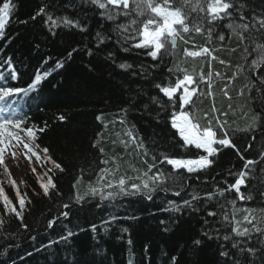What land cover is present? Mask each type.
<instances>
[{"label":"trees","instance_id":"obj_1","mask_svg":"<svg viewBox=\"0 0 264 264\" xmlns=\"http://www.w3.org/2000/svg\"><path fill=\"white\" fill-rule=\"evenodd\" d=\"M4 2L12 3L13 7L3 21L4 28L0 29V72L6 86L29 90L3 101L16 118L25 121V127L45 129L37 133L36 143L40 147H32L34 151L47 147L51 160L59 163L63 171L55 169L51 162L44 167L34 162L21 182L16 183L25 198L23 221L13 213L5 214L0 201V264H166L168 255L178 256L179 264H226L220 255L222 250L232 252L240 264H264V236L250 235L249 242L257 252L247 259L231 248L232 241L222 239L229 231L222 218L225 210L229 213L235 210L237 219H241L245 209L255 210L257 217L264 209V92L257 90L261 87L259 80L264 77V65L260 68L261 63H257L252 67L251 61L257 57L245 51L251 41H239L224 26L227 20L214 28L211 42L206 35L184 34L205 43L217 57L208 67L210 84L198 80L199 90L186 111L205 126V113L209 114L214 128L217 115L221 122L227 121L225 128L235 149L222 148L213 158L212 166L204 171L188 174L180 170L176 176L178 183L169 181L168 191L158 190L151 200L140 195L120 196L114 201L88 196L77 203L76 196L88 192L90 184L100 187L97 175L101 168L116 171L118 168L124 172L110 175L113 182L124 177L128 184L140 183L147 179L143 175L147 170L143 161L147 159L151 163L153 155L196 158L202 154V150L194 147H182L170 125L172 109L155 87L157 83L167 86L170 79L174 81L182 76L177 68H187L190 72V66L178 63L177 51L170 46L162 59L153 60L147 49L132 47L133 41L125 44L115 31V24L103 19L100 10L87 0ZM237 3L249 20L264 17V0H237ZM40 8L45 9V14L33 20ZM47 15L79 21L85 30L63 25L50 30ZM98 32L104 36L102 44L96 36ZM215 33L224 34L226 39L217 40ZM257 40L264 43V36ZM73 49L76 51L68 57L67 53ZM221 59L224 64L219 62ZM57 62L63 67H58ZM121 64L131 68L122 69ZM168 68L173 69L171 74ZM212 72H218L220 77ZM36 75L41 80L30 88ZM212 88L213 99L209 96ZM225 91L228 96L224 95ZM225 112L227 116L223 115ZM257 117L255 127L243 131ZM128 130L138 142L143 141L147 157L133 145L126 148L121 143L129 139L125 135ZM20 147L22 154L26 153L22 144ZM100 148L104 149L103 153ZM113 157L115 163H101ZM248 159L256 163L251 166L247 187L242 186L241 191L252 199L240 200L234 190L220 195L227 184L234 183L236 173ZM158 167L166 172L171 170L166 163ZM4 168L0 166V181L5 193L17 203L16 188L9 182V169L5 173ZM46 169H52L48 175L56 184L48 195L40 187L47 182L48 177L42 175ZM137 176L141 180L135 179ZM81 177L80 183L73 187ZM177 190L180 196L173 194ZM206 193H211L213 198L204 199ZM192 195L202 199L194 201L193 208H185L182 201L191 199ZM230 201H235V209ZM64 204L70 208L64 209ZM173 205H179L180 211L169 210ZM209 210L217 216L209 217ZM63 211L69 212L68 219L60 215ZM112 217H116L115 221L103 223ZM50 220L56 221L51 228ZM161 220L169 222L167 232L163 231ZM93 224L97 226L96 232L91 231ZM67 231L75 235L67 241L60 240ZM204 232L221 238H205L201 246L193 247L192 238ZM235 260L229 257L227 264H235Z\"/></svg>","mask_w":264,"mask_h":264},{"label":"snow or ice","instance_id":"obj_2","mask_svg":"<svg viewBox=\"0 0 264 264\" xmlns=\"http://www.w3.org/2000/svg\"><path fill=\"white\" fill-rule=\"evenodd\" d=\"M87 2L93 7L100 10V16L115 24V31L119 34L120 38L125 44L129 41H133L132 47L143 48L148 50V55L152 57L153 60L162 59L163 52L167 50V46L170 45L175 47L178 40H182L185 43L188 41L185 39L186 33L194 32L198 35H206L209 42L212 41L214 35V28H218L221 24L227 20L228 23L224 25L231 33L235 34L237 39L241 42L251 41L248 48L245 49L249 55L255 54L257 59L251 61V65L255 68L257 63H264V43L258 42L257 38L264 36V17H253L251 20L242 12L241 6L237 3V0H87ZM2 6H0V29L4 28L3 21L8 18L9 12L13 7L10 2H4L0 0ZM236 13V15H234ZM45 9L40 8L36 15L32 17L33 20L36 16L44 15ZM123 18L124 22H121ZM26 23V21H25ZM46 23L49 25V29L58 28L61 25L68 28H76L80 31L85 29L79 21L71 20L67 17L53 18L52 15H47ZM140 25V27H137ZM99 42L102 44L104 42V36L101 33L96 34ZM215 38L223 42L226 37L222 33H215ZM195 47V45H193ZM73 49L67 53L68 57L73 55ZM214 50L209 47H202L199 50L192 51L185 49V54L188 57H211L212 60H216L217 57L213 54ZM224 64V60L219 61ZM58 67H63V64L57 62ZM122 69L131 68V65L121 64ZM168 73L173 72L172 68L167 69ZM178 73H182V76H178L174 81L168 83L167 86H163L159 83L155 85L157 89L167 98L168 106L172 109L170 116L171 128L175 130L178 134L180 140L182 141V147H194L197 150H202V154L196 156V158H176L164 156H152V162L149 163L147 159L143 162L146 165L147 170L144 172V176L147 179L141 180L139 176L135 179L141 180L140 183L128 184L124 177H119L113 182L109 179V176H114L115 174L111 169L105 167L101 168L97 175V183L100 187L92 186L90 184L88 192L83 195L76 196V202L84 200L85 197H97L99 196L102 201H114L120 196H143L148 200L153 198V194L160 191H168V182L171 181L173 184L178 183L176 181V176L179 175L180 170H184L188 174L198 173L204 171L212 166L214 160L222 148H236L230 138L228 131L225 128L227 121H219L216 118L217 127L214 128L212 119H209V114H204V119L207 121V125H201L199 121L194 120V117L190 115L188 111L185 110L186 106L191 105L193 97L197 93V87H190L196 85L198 80L206 79L203 72L199 73L198 78L194 77L187 68H177ZM12 78H15L14 73H10ZM210 75V74H209ZM217 75H219L217 73ZM41 80L40 75L35 76V82L30 85V88H34L37 83ZM210 84V81H209ZM258 91L264 92V77L259 80ZM247 88L248 85H245ZM29 89H21L10 86H0V101L11 97L14 94H19ZM182 90V92H181ZM180 93L179 95H177ZM243 93H241L242 95ZM225 96H228L227 91L224 92ZM231 99V97H228ZM154 102L159 103L156 98H153ZM161 108H164V104H160ZM0 111H3L0 109ZM213 111H216L213 108ZM227 116V113H223ZM61 120L64 119L63 116L60 117ZM99 119V118H98ZM257 118H253V124L249 125L248 129L243 131H248L252 127H255ZM120 123H124L121 120ZM44 128H34L25 127V121L22 118H16L15 114L12 117L0 118V165L4 164L6 151L14 146L23 145L26 153H31L34 156L39 166L44 167L48 162H51L55 169L63 171L62 166L51 160L48 155V148L44 147L42 152L43 157L39 155L32 145L39 148L37 141V133L43 132ZM24 135H21V134ZM125 135L129 138L127 141H121L122 144L127 146L129 144L133 145L137 150H142V155L144 157L148 156V150L145 147L143 141H137V138L133 135L131 130H128ZM100 152L103 153L104 149L100 148ZM14 155V153H13ZM31 156L27 158L31 160ZM243 159V156H241ZM116 157L112 160L104 159L101 161L102 164L108 165L109 163H115ZM167 164L171 166L170 171H164L159 168V165ZM256 161L248 159L243 165V169L236 173V178L234 183L227 184V188L221 190L220 195H223L225 191H233L240 200H251V196H245L241 191L242 186L247 187V178L251 173V166L254 165ZM153 169H156L153 172ZM119 169L117 168V171ZM135 170V169H134ZM32 171L36 172V167L32 168ZM52 169H46L43 172V176H47V182L41 183L40 187L43 190L44 195H48L50 188H55L56 184L51 176L48 175ZM4 172L7 173L8 169L5 167ZM151 173V175H149ZM231 175V173H230ZM80 179H77L76 184L80 183ZM131 179V178H129ZM9 182L16 188V200L17 203H13V200L5 193L2 186L3 182L0 181V201L3 204V210L5 214L13 213L19 220L23 221L22 211L25 207V198L20 194L18 187L14 180H9ZM106 189H112L111 191H106ZM176 196H180L181 192L179 190L173 193ZM211 193H206L204 199H212ZM202 198L198 195H192L191 199H185L182 204L185 208H193L194 201H200ZM235 209V201H230ZM169 204H173L169 201ZM64 209H69V204L63 205ZM221 208H224L221 205ZM179 212L180 206L173 205L172 209ZM195 210V209H193ZM245 214L241 219H237V212L233 210L229 213L227 210L223 213V221L228 226L229 231L226 232L222 239L227 241H232L231 248L235 249L238 253L247 257L254 256L257 249L251 245L249 242L250 235L252 233L264 236V209L260 210V216L257 217L255 210H244ZM63 218L68 219L69 212L63 211L60 214ZM209 217L217 216L215 211H207ZM116 217H112L111 220L104 221V224H110L115 221ZM178 222V221H174ZM56 221L50 220L48 222V227L54 226ZM160 224L163 226V231L167 232L169 230V222L161 220ZM27 228V225H23ZM92 232L97 231L96 225L90 226ZM123 231H127L124 229ZM73 235L72 231H67L66 235H62L60 240L67 241ZM220 239L218 235L216 237L210 236L207 232L198 234L193 237L190 241L193 247H199L202 244L203 239ZM244 238V239H242ZM56 243H59L57 241ZM221 257L225 258L226 264L228 258L231 257L235 260V256L232 252L222 250L220 252ZM166 264H179V257L176 255H168ZM235 264H240L238 260H235Z\"/></svg>","mask_w":264,"mask_h":264},{"label":"rangeland","instance_id":"obj_3","mask_svg":"<svg viewBox=\"0 0 264 264\" xmlns=\"http://www.w3.org/2000/svg\"><path fill=\"white\" fill-rule=\"evenodd\" d=\"M177 46H182V42L180 40L177 41ZM167 49H170L169 46H167ZM177 51V54L179 57H177V62L180 63V64H185L184 66H190V73L193 74L194 77H197L199 76V72H200V66L201 65H197V62L195 60H193L191 63L190 62H187L186 58H188V56H186V54L184 53L185 52V48H177L176 49ZM186 59V60H185ZM179 66V65H178ZM203 82V80H202ZM0 86H3V84L1 83L0 81ZM195 87V85H192L190 87ZM182 92V90H181ZM180 94V93H178ZM213 99V98H212ZM0 109H2L3 111H0V118H3L5 116H7L5 114V111L2 107V104L0 103ZM219 118V121L221 120L220 119V116L217 115L216 118ZM36 152L39 154V155H42L43 152L40 151L39 149H36ZM14 153V155H13ZM28 156H31V153H23L22 154V149L21 147L19 148V146H15V142H14V146L9 148L6 153H5V160H4V164L3 165H0V166H4L6 167L7 169H9V176H10V179L11 180H14L15 183H20L24 174L30 169V166H32L34 164V162H37L35 157L34 156H31V160H29L27 157ZM5 161H8L5 162ZM7 164L9 165L7 167ZM30 164V165H29ZM116 176L117 175H123V173L120 171H116V170H111ZM118 172V173H117ZM99 185V184H97Z\"/></svg>","mask_w":264,"mask_h":264},{"label":"bare ground","instance_id":"obj_4","mask_svg":"<svg viewBox=\"0 0 264 264\" xmlns=\"http://www.w3.org/2000/svg\"><path fill=\"white\" fill-rule=\"evenodd\" d=\"M185 39L188 41V43H185L184 41L180 40L182 42V46L178 47L177 44L175 47H172L170 45H168V46H170L174 50H176L177 48H180V47H184L185 49L192 50V51L199 50L200 48L205 47V46L207 47V45L205 43H201L200 41H197L196 38L193 37V35L192 36H185ZM188 39H190L193 43L191 41H189ZM193 45H195V47ZM189 58H192L193 60H195L197 62V65H201L200 66V72H203L205 74V77H206V79H204L203 82H208V83H209V81L211 82V80H212L210 77L211 74H210L209 69H208L209 65H211V63H213V60L211 59V57L203 56V57H195V58L189 57ZM263 65H264V63H261L259 67L261 68ZM212 73L214 76L216 75V76L220 77V75H217L218 72H212ZM195 87H197V89L199 90V87L197 84L195 85ZM198 90H197V92H198ZM214 94H215V92L213 91V88H212L209 92V96L211 98H213ZM186 108H185V110H186ZM231 181H232L231 179H228V182H231Z\"/></svg>","mask_w":264,"mask_h":264}]
</instances>
